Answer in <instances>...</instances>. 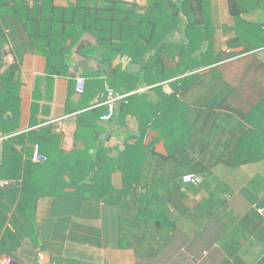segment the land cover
Masks as SVG:
<instances>
[{
	"label": "trees",
	"instance_id": "trees-1",
	"mask_svg": "<svg viewBox=\"0 0 264 264\" xmlns=\"http://www.w3.org/2000/svg\"><path fill=\"white\" fill-rule=\"evenodd\" d=\"M145 1L141 5L126 0H77L69 7L52 5L46 20L43 11L53 0L34 4L0 0V62L8 43L4 27L18 20L32 40L31 49L46 58L49 78L70 80V98L77 94L72 86L77 78L69 75L70 68L75 64L93 73L80 93L78 106L70 112L77 114L78 139L87 133L94 137L84 149L69 154L60 151L58 158L51 154L43 164L34 163L31 157L24 160L12 148L5 149L0 178L10 179L12 184L0 191V200L9 204L0 203L1 246L16 251L25 240L37 246L34 220L38 200L71 188V196L77 200L91 199L117 207L121 243L134 249L138 258L156 255L174 233L178 216L189 209L185 191L200 188L205 182V164L213 163V159L206 162L197 151V140L207 145L211 142L217 149L219 143L216 145L214 137L224 133L228 136L225 145L234 146L231 165L264 161V156L239 155L264 135L243 124L246 131L236 141L241 129L233 128V114L246 121L257 109L248 116L238 110L233 104L238 90L221 75L220 67H213L242 46L247 52L255 50L258 44L250 41L264 42V0H227L233 24L219 27L228 49L219 58L213 0ZM87 34L94 41H87ZM118 58L128 60V66L124 68L122 62L114 66ZM19 72L15 63L0 74V123L14 104ZM166 82L172 90L169 94L163 92ZM101 83L109 85L106 96L112 91L122 97L110 121L101 120L109 106L106 104L105 110L90 100ZM143 87L151 89L140 93ZM152 93L159 95V101H154ZM177 95L188 111L176 107ZM128 115L136 117L138 130L128 136L119 157L111 159L104 145H99L103 143V126H126ZM176 116L183 120L180 126ZM150 131L157 138L145 145ZM26 138L14 136L11 142ZM160 141L165 142L167 156L156 151ZM249 150L256 152V147ZM198 153L200 160L193 156ZM105 154L107 157L102 156ZM114 170L123 174L119 189L112 184ZM189 174L201 175L204 182L200 186L185 184L183 178Z\"/></svg>",
	"mask_w": 264,
	"mask_h": 264
},
{
	"label": "crops",
	"instance_id": "crops-1",
	"mask_svg": "<svg viewBox=\"0 0 264 264\" xmlns=\"http://www.w3.org/2000/svg\"><path fill=\"white\" fill-rule=\"evenodd\" d=\"M76 1L53 0L51 6L43 11L44 17L46 20L50 18L52 5L69 7ZM126 1L140 3L142 0ZM218 2L213 0L212 4L216 22L219 18ZM222 2L228 18L218 26L220 30L223 28L219 27L233 24L228 14L227 0ZM4 31L8 43L4 47L6 56L0 62V74L15 63L19 65L20 72L18 85H15L17 95L14 104L0 123V167L7 147L19 151L24 160L31 157L32 161L36 154L48 158L53 154L58 158L60 151L69 154L76 149H84L94 137L89 133L82 135L81 139L77 137V114L70 112L78 106L81 97L77 80L72 85L77 94L70 98V80L57 76L49 78L47 60L31 49L29 41L32 40L22 24L15 20L11 25H5ZM85 39L94 41L89 34ZM250 42L252 45L258 44L255 50L247 52V48L242 46L232 51L236 54L224 56L223 61L213 66L220 67L221 75L238 90V98L233 100L238 110L248 116L257 109L253 117L246 121L233 114V128L241 129L235 135L236 141L246 131L244 125L264 135V42ZM215 47L217 58L228 50L226 41H216ZM75 60L79 58L76 56ZM120 62L124 68L129 63L126 59L118 58L114 66ZM69 73L87 81L93 76L92 72L75 64ZM99 87L100 90L90 100L92 105H99L106 110L108 96L105 94L109 85L101 83ZM149 89L151 87H143L139 92L146 93ZM151 96L154 101L160 99L156 93ZM118 97L120 101L122 97ZM175 105L188 111L178 95ZM176 118L180 126L183 120L178 116ZM125 122L126 126H103V143L99 145H104L111 159L119 157L126 147L128 136L138 130L133 115H128ZM14 136L28 138L14 143L11 142ZM39 136L47 138L42 137L40 141ZM227 137L224 133L214 137L216 145L219 143L217 149L211 142L207 145L197 140V151L207 159L206 162L213 159V163L205 164L207 171L204 184L200 188L185 191V204L190 212L187 209L184 215L178 216L174 233L156 255L138 258L134 249L126 248L121 243L117 207L91 199L77 200L71 196L74 190L67 188L61 195L45 196L38 200L34 220L38 245H34L32 240H25L16 251L0 245V262L8 259L10 264H264V161L231 165L229 159L233 156L234 146L225 145ZM156 138L155 132L150 131L145 145L151 144ZM229 138L232 139V134ZM263 141L264 136L257 137L252 146L243 148L239 155L264 156ZM249 147H256V152H251ZM156 151L168 155L164 141L156 144ZM201 155L193 154L197 160H200ZM102 156L107 157L106 154ZM65 179L69 183L70 179ZM112 184L116 189L122 187L121 171L112 172ZM0 203L9 205L5 200H0Z\"/></svg>",
	"mask_w": 264,
	"mask_h": 264
},
{
	"label": "built area",
	"instance_id": "built-area-1",
	"mask_svg": "<svg viewBox=\"0 0 264 264\" xmlns=\"http://www.w3.org/2000/svg\"><path fill=\"white\" fill-rule=\"evenodd\" d=\"M25 1L29 4H34L39 0H25ZM162 86H163V90L166 93L168 94L171 93L172 90L168 82L163 83ZM85 87H86V80L84 78H78L77 79L78 92L82 93L85 90ZM119 99L120 97L115 95L112 91H109L108 101L106 103L109 106V110L106 114H104L101 117L102 121H110L113 118L115 114L116 103L119 101ZM46 161H47V157L42 154H36L35 158L33 159V162L37 164H43ZM183 181L185 184L200 186L204 182V178L198 174H189L183 178ZM11 184H12L11 180L0 178V191L8 188L9 186H11ZM0 264H10V260L4 259L0 262Z\"/></svg>",
	"mask_w": 264,
	"mask_h": 264
},
{
	"label": "rangeland",
	"instance_id": "rangeland-1",
	"mask_svg": "<svg viewBox=\"0 0 264 264\" xmlns=\"http://www.w3.org/2000/svg\"><path fill=\"white\" fill-rule=\"evenodd\" d=\"M222 1L223 0H219V2H218V4H219L218 5V8H219V10H218V13H219L218 22H216V19L214 18L215 19V26L216 27L219 26L222 21L223 22L227 21V18H228V16L225 15V12H224L225 10H224V8L222 6L223 5V2ZM140 3H141V5H145L146 4V1L145 0H142V1H140ZM222 10H223V12H222ZM224 36H225L224 32L222 30L218 29V32H217V41H224V38H225Z\"/></svg>",
	"mask_w": 264,
	"mask_h": 264
}]
</instances>
